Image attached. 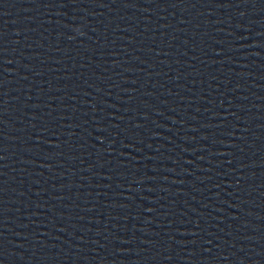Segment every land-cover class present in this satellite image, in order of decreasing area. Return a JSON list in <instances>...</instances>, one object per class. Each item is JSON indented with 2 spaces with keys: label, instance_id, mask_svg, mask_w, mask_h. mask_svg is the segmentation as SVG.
<instances>
[{
  "label": "water",
  "instance_id": "obj_1",
  "mask_svg": "<svg viewBox=\"0 0 264 264\" xmlns=\"http://www.w3.org/2000/svg\"><path fill=\"white\" fill-rule=\"evenodd\" d=\"M0 264H264V0H0Z\"/></svg>",
  "mask_w": 264,
  "mask_h": 264
}]
</instances>
